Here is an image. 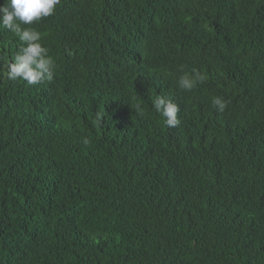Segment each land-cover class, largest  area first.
<instances>
[{
  "label": "trees",
  "instance_id": "obj_1",
  "mask_svg": "<svg viewBox=\"0 0 264 264\" xmlns=\"http://www.w3.org/2000/svg\"><path fill=\"white\" fill-rule=\"evenodd\" d=\"M33 27L57 67L32 86L0 28V264H264V0H61ZM163 73L177 128L134 97Z\"/></svg>",
  "mask_w": 264,
  "mask_h": 264
},
{
  "label": "clouds",
  "instance_id": "obj_2",
  "mask_svg": "<svg viewBox=\"0 0 264 264\" xmlns=\"http://www.w3.org/2000/svg\"><path fill=\"white\" fill-rule=\"evenodd\" d=\"M61 0H5L0 5V28H6L22 42L19 53L14 62L6 65V78L9 81L21 80L27 85H38L45 81L51 82L57 67L56 60L50 50L42 43V34L33 25L44 18L53 16ZM72 53L69 52L68 55ZM181 75L176 84L183 92H192L199 85L206 82L207 76L197 69L186 71L180 69ZM171 87L165 78V73L142 79L140 86L135 90L134 97H138L150 104L162 118L166 127L177 128L181 124L179 119L180 108L174 103L167 89ZM229 101L221 96H214L211 100L212 108L223 114ZM137 115L142 116L144 109L140 103L132 105ZM97 123L101 120L98 113L95 117ZM90 139H82L84 145L90 144Z\"/></svg>",
  "mask_w": 264,
  "mask_h": 264
}]
</instances>
